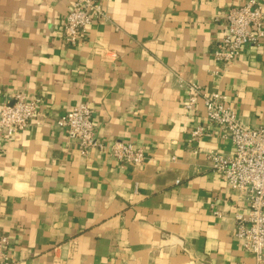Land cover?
Masks as SVG:
<instances>
[{
	"label": "crops",
	"instance_id": "crops-1",
	"mask_svg": "<svg viewBox=\"0 0 264 264\" xmlns=\"http://www.w3.org/2000/svg\"><path fill=\"white\" fill-rule=\"evenodd\" d=\"M74 1L0 0V109L19 91L42 99L41 124L11 139L0 128L5 264H264L235 237L247 201L207 155L233 145L202 101L184 107L177 81L225 93L244 124L264 125V38L229 64L213 55L224 13L246 0H98L110 20L71 45ZM82 101L98 140L142 146L145 163L69 142L56 119Z\"/></svg>",
	"mask_w": 264,
	"mask_h": 264
},
{
	"label": "built area",
	"instance_id": "built-area-1",
	"mask_svg": "<svg viewBox=\"0 0 264 264\" xmlns=\"http://www.w3.org/2000/svg\"><path fill=\"white\" fill-rule=\"evenodd\" d=\"M258 0H246L242 5L229 8L223 15L225 34L216 41L214 58L229 64L247 44L259 45L264 38V11ZM110 20L98 0H75L66 16L63 39L71 45L78 44L94 21ZM180 86L187 91L184 107L194 108L202 101L208 122L218 125L230 139L234 152H208L213 171L227 182L249 205L246 213L234 216L235 237L242 247L252 253L258 262L264 259V125L251 127L243 123L237 111L227 103L222 92H208L192 80L178 76ZM41 97H29L24 91L14 93L12 100L0 109V128L3 137L11 139L28 128L33 122L38 125ZM56 124L65 130L68 141L79 145L81 152L98 148L112 155L121 165H141L147 156L142 146L133 142L117 140L110 144L96 137L93 110L88 101H82L56 119ZM203 126L190 132L189 140L201 136ZM7 238L0 234V264L9 260L5 245Z\"/></svg>",
	"mask_w": 264,
	"mask_h": 264
}]
</instances>
